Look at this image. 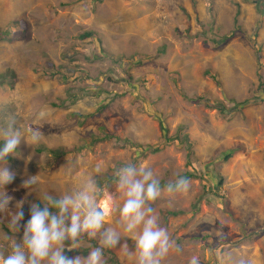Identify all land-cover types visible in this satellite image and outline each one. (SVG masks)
Wrapping results in <instances>:
<instances>
[{"label":"rangeland","instance_id":"rangeland-1","mask_svg":"<svg viewBox=\"0 0 264 264\" xmlns=\"http://www.w3.org/2000/svg\"><path fill=\"white\" fill-rule=\"evenodd\" d=\"M0 29L11 38L0 40V73L15 74L0 86V141L10 124L23 138L6 158L15 178L0 188L12 197L0 211V253L23 243L32 204L71 194L91 177L102 190L98 204L109 209L105 228L121 234L112 252L119 264H136L133 234L119 224L117 181H97L131 163L150 168L162 189L196 175L187 192L163 191L151 204L181 249L162 264L193 257L199 264H264V0H0ZM87 31L95 36L82 38ZM246 99L243 109L229 110ZM216 102L228 112L208 106ZM160 122L173 138L168 143ZM179 126L192 142V165L174 139ZM101 127L160 151L141 156L114 137L92 143ZM30 129L42 133L38 144ZM58 148L77 150L58 158L47 151ZM18 210L24 218L16 232ZM87 238L70 257H87L95 248ZM109 258L104 248L106 264Z\"/></svg>","mask_w":264,"mask_h":264},{"label":"clouds","instance_id":"clouds-1","mask_svg":"<svg viewBox=\"0 0 264 264\" xmlns=\"http://www.w3.org/2000/svg\"><path fill=\"white\" fill-rule=\"evenodd\" d=\"M4 144L0 147V188L13 182L15 176L7 165V157L14 154L22 141L19 131H14L11 124L3 132ZM42 133L38 129L29 130L31 144H38ZM27 142V141H26ZM99 171V169H97ZM117 187L124 197L119 208V224L124 232L132 233L135 250L129 255L135 256L136 264H162L170 250L181 249L175 244L168 231L159 224V217L151 206L163 191L169 194L184 193L189 190L190 182L179 177L174 183L169 182L163 189L160 180L146 165L139 167L128 163L115 171ZM33 181H26L31 185ZM101 189L91 177L83 180L80 186L59 199L45 195L41 208L38 204L30 206V219L23 225V243L15 244L6 257L0 253V264H106L103 249H114L120 241L121 234L112 228H105L109 209L98 204ZM12 197L0 192V211L7 208ZM55 209L56 211H52ZM70 213V215H69ZM23 211L18 210L11 218L12 227L18 232ZM70 220V223L66 221ZM100 239V247L93 248L87 257H68L64 254L65 241L67 249L80 248L81 237ZM122 249L128 251L127 243ZM189 264H199L193 257Z\"/></svg>","mask_w":264,"mask_h":264},{"label":"trees","instance_id":"trees-1","mask_svg":"<svg viewBox=\"0 0 264 264\" xmlns=\"http://www.w3.org/2000/svg\"><path fill=\"white\" fill-rule=\"evenodd\" d=\"M238 14V13H237ZM20 27L21 29L18 31V34L20 37H23L24 36V31L26 30V26H25V23L21 22L20 23ZM17 33V32H16ZM233 34H230V35H224L222 36L219 40H215L213 41V43H216V44H222L224 43L225 41H227ZM95 36V33L93 31H87L85 32L81 37L82 38H89V37H93ZM0 40L1 41H4V40H11V38H9V32L7 29H0ZM158 55V54H156ZM50 67H54L53 64L50 65ZM45 75H47L48 77H51L54 75L53 72H45ZM15 77V74L13 71H5L4 73H0V86L3 84V82L5 81L6 78H9L10 80L13 79ZM67 101H69L70 99L72 100L73 99V94L72 93H69V98L67 97ZM249 102L248 99L242 101V102H233L234 105H233V108H230L229 110H234L236 109L237 111L238 110H241L243 109V107ZM208 106L209 107H214L216 109H218L221 113H227L228 112V109L227 107L221 103V102H216L215 104H210L208 103ZM104 106L98 108L97 112L101 111L103 109ZM160 125H161V131H162V135H163V138L165 139V142H170L173 138H169L168 137V130L163 126L162 122H160ZM99 131L101 132V137L100 136H97V135H92V143H96L100 140H103V139H108V138H112L114 137L117 141H119L121 144H123L124 146H131V147H135V148H138L139 149V155H145L146 153L150 152V153H156L158 151H160V148L159 147H153L151 145H148L146 147H143V145H140L138 143H135L133 141H131L130 139L128 138H120V137H116V136H112L110 134H108L105 130L104 127H101L99 128ZM175 140H177L184 148L185 150V153H186V158H187V164L188 165H192L194 160H195V152H194V149H193V145H192V142L190 141V138H189V135L187 133H184L183 132V127L182 126H179L178 130H177V135L174 137ZM4 144V142L0 141V147H2ZM77 149H48L47 151L50 152L52 154V156L54 157H62L64 155H66L67 153H70V152H74L76 151ZM41 151V150H39ZM227 159L230 157V155L226 156ZM8 160H11L12 157L8 156L7 157ZM120 165V164H119ZM121 166H124V165H121ZM186 179H190V178H194L196 177L195 174H185V176H182ZM98 185L99 186H102V183H106V184H111V183H114L115 181H117V178L115 176V174L113 175H106V176H103V178H99L98 180ZM223 183H224V180L223 178L219 175L218 176V182H217V186H216V190L217 192L222 188L223 186ZM161 184V187L164 185ZM38 205L43 208V204L42 202H39ZM196 206L194 205L193 208H195ZM52 211H55V209H53ZM66 223H70V222H66ZM88 240H90L92 242V246L93 247H97L98 244H97V240L96 239H93V238H87ZM91 246V247H92ZM89 252V248H85L82 252V254H87ZM105 252L106 254H108L110 256L109 258V261L111 262V264H119L116 256L114 255V253L112 252L111 248H105ZM75 252H71V251H68L65 249L64 251V254L68 257H70L72 254H74Z\"/></svg>","mask_w":264,"mask_h":264}]
</instances>
